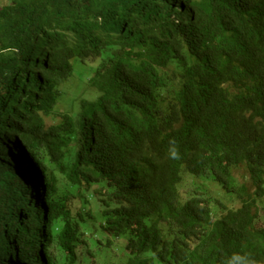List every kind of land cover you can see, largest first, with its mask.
Instances as JSON below:
<instances>
[{
	"label": "trees",
	"instance_id": "1",
	"mask_svg": "<svg viewBox=\"0 0 264 264\" xmlns=\"http://www.w3.org/2000/svg\"><path fill=\"white\" fill-rule=\"evenodd\" d=\"M2 1L0 264L264 261V0Z\"/></svg>",
	"mask_w": 264,
	"mask_h": 264
},
{
	"label": "clouds",
	"instance_id": "2",
	"mask_svg": "<svg viewBox=\"0 0 264 264\" xmlns=\"http://www.w3.org/2000/svg\"><path fill=\"white\" fill-rule=\"evenodd\" d=\"M167 157L171 160H178L181 158L179 148L174 139L169 141V147L167 150ZM224 264H264V261L256 260L248 255H241L233 253Z\"/></svg>",
	"mask_w": 264,
	"mask_h": 264
},
{
	"label": "rangeland",
	"instance_id": "3",
	"mask_svg": "<svg viewBox=\"0 0 264 264\" xmlns=\"http://www.w3.org/2000/svg\"><path fill=\"white\" fill-rule=\"evenodd\" d=\"M2 5H4V1L0 0V6H2ZM79 66H80V67H79L78 72L74 75V77H76V78L79 76L78 74H79V71H80L81 69H85V70H87V67H86V66L83 67V64H81V65H79ZM76 81H77V80L72 79V81L70 82L69 87H68V91H69V92H72V91H75L76 89H78V87H76V86L74 85ZM63 101H64L63 98L59 101V102H60V105H59V107H58L59 109H60L61 106H63ZM47 122H48V124L52 123L50 119H47ZM12 168H13V167H12ZM240 174H243V171H242V170L240 171ZM26 197L29 198V197H30V194L27 193V194H26ZM23 202H25V201H22V203H23ZM259 219L261 220L262 217H260ZM14 242H15V240H14Z\"/></svg>",
	"mask_w": 264,
	"mask_h": 264
}]
</instances>
